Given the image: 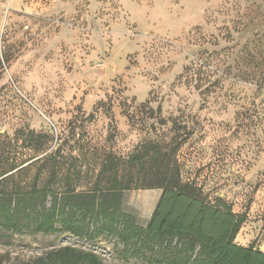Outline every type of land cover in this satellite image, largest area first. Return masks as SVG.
I'll return each instance as SVG.
<instances>
[{
  "label": "rangeland",
  "instance_id": "obj_1",
  "mask_svg": "<svg viewBox=\"0 0 264 264\" xmlns=\"http://www.w3.org/2000/svg\"><path fill=\"white\" fill-rule=\"evenodd\" d=\"M21 128L60 138L84 172L180 140L183 179L244 214L235 242L264 251V0H0V159L27 165ZM161 192L127 190L123 210L146 226ZM68 245L147 264L109 235L15 236L0 259Z\"/></svg>",
  "mask_w": 264,
  "mask_h": 264
},
{
  "label": "trees",
  "instance_id": "obj_2",
  "mask_svg": "<svg viewBox=\"0 0 264 264\" xmlns=\"http://www.w3.org/2000/svg\"><path fill=\"white\" fill-rule=\"evenodd\" d=\"M15 139L34 156L27 165L25 158L0 159V240L70 234L94 241L109 235L122 243V258L147 264H264V251L235 242L245 215L222 197L208 201L194 182L183 179L180 140L143 143L128 158L105 154L84 172L75 158L61 153L60 138L54 143L49 133L21 128ZM131 189L162 190L146 226L123 210L124 193ZM31 264L104 262L68 245Z\"/></svg>",
  "mask_w": 264,
  "mask_h": 264
}]
</instances>
